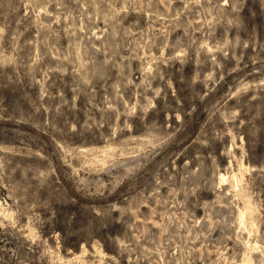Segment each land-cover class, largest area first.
<instances>
[{
  "label": "rangeland",
  "instance_id": "obj_1",
  "mask_svg": "<svg viewBox=\"0 0 264 264\" xmlns=\"http://www.w3.org/2000/svg\"><path fill=\"white\" fill-rule=\"evenodd\" d=\"M0 264H264V0H0Z\"/></svg>",
  "mask_w": 264,
  "mask_h": 264
},
{
  "label": "bare ground",
  "instance_id": "obj_2",
  "mask_svg": "<svg viewBox=\"0 0 264 264\" xmlns=\"http://www.w3.org/2000/svg\"><path fill=\"white\" fill-rule=\"evenodd\" d=\"M243 213V212H242ZM248 213V212H247ZM249 214V213H248ZM244 217V216H243Z\"/></svg>",
  "mask_w": 264,
  "mask_h": 264
}]
</instances>
